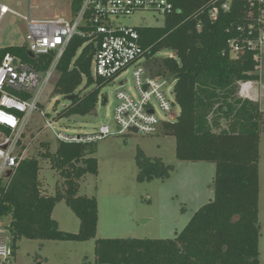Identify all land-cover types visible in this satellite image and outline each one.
I'll use <instances>...</instances> for the list:
<instances>
[{"label":"trees","instance_id":"1","mask_svg":"<svg viewBox=\"0 0 264 264\" xmlns=\"http://www.w3.org/2000/svg\"><path fill=\"white\" fill-rule=\"evenodd\" d=\"M83 0H72L77 13ZM222 0H178L180 10L168 15L164 26L136 27L141 43L149 48V71L175 80L180 114L164 122L159 132L176 139V156L187 162H211L216 173L214 197L202 205L174 238L98 237L99 205L96 196L81 195V179L97 175L98 160L89 156L90 143L59 141L55 152L46 151L60 172L55 194L43 190L39 157H25L6 183L0 180V219L10 216L12 252L28 239L95 240L96 264H260V141L264 111L259 101L240 95L243 82L259 83L260 49L232 54L230 41L257 38L259 5L234 0L221 9ZM217 9L213 14L212 10ZM254 25V29L250 26ZM252 31V32H251ZM86 39L72 38L58 63L59 76L52 94L74 96L59 117L85 116L96 109L100 87L108 83L92 76L94 49ZM169 49L172 56L157 54ZM7 53L37 69H47L54 53L35 57L23 45L0 47V64ZM98 87L79 91L83 77ZM1 96V94H0ZM0 131L9 130L0 126ZM140 182L167 179L173 170L162 158L137 155ZM64 200L80 219L77 232L64 231L53 217Z\"/></svg>","mask_w":264,"mask_h":264},{"label":"rangeland","instance_id":"2","mask_svg":"<svg viewBox=\"0 0 264 264\" xmlns=\"http://www.w3.org/2000/svg\"><path fill=\"white\" fill-rule=\"evenodd\" d=\"M71 2L72 0H0V5H6L19 13V15H0V47L27 44L28 22L24 17L29 13L35 20L66 15L69 11L72 12ZM165 20V16L152 11H137L130 16L116 19L118 23L131 27H160L164 26ZM260 51L261 79L252 95L257 99L260 97L264 110V42L260 46ZM173 54L171 50L164 49L157 55L166 57ZM122 79L126 82L123 89L134 93L132 67ZM120 81L121 78L101 86L96 109L85 116L73 115L60 118L58 113L72 101L64 95L54 94L44 104L46 117L40 110L32 114L29 129L23 136V143L24 147H27L26 157L35 156L40 159L39 178L44 191L51 195L55 194L57 183L63 182V177L59 171L52 168L50 160L41 157V154L47 150L55 152L59 142L52 128L48 127L46 118L54 122L56 130L78 135L92 132L102 124H111L118 104L116 92L120 88ZM86 85L87 77L84 76L78 89L82 94L98 87L96 82ZM106 98L108 102L105 101ZM157 110L161 117L165 116L159 109ZM177 111L180 114V105L177 106ZM89 148L92 151L89 156H94L98 160L99 172L97 175L88 173L81 179L80 194L106 199L136 196L140 213L155 218L147 223L142 222V219L146 217L139 218L136 232L123 230L124 225L121 219V222L116 223L121 230L111 236L102 237L174 238L186 226L195 211L214 197L211 185L216 173L215 164L179 160L176 156V139L173 136L159 131L151 135L142 133L110 135L90 143ZM140 150L152 159L162 158L167 165H172L170 177L138 181L137 155ZM259 170L264 201V122L261 130ZM3 182L6 183V180ZM114 215L118 217L119 213L114 212ZM166 216H172L175 224L166 232L164 231V234V232L161 233L160 224L162 218ZM53 217L62 230L69 232L79 230L80 219L64 200L55 207ZM10 220V216L0 219V241H6L9 245L12 244V236L8 229ZM262 222L260 264H264V203ZM97 236H100L99 233ZM17 246L15 264H96L94 239L80 242L23 237L18 241Z\"/></svg>","mask_w":264,"mask_h":264},{"label":"built area","instance_id":"3","mask_svg":"<svg viewBox=\"0 0 264 264\" xmlns=\"http://www.w3.org/2000/svg\"><path fill=\"white\" fill-rule=\"evenodd\" d=\"M233 1L222 0L221 9L229 11ZM249 1L261 9L257 21L258 36L243 42L231 40L234 55L244 49L258 50L264 42V0ZM177 3L178 0H83L78 12L72 10L70 16L44 20L32 19L30 13L25 16L29 52L35 57L54 53V58L47 69H37L11 53H7L0 64V126L9 130V133L0 131V180L7 182L26 157L23 136L29 129L30 118L36 110L47 116L43 107L59 76L58 63L76 35L86 39L82 47L91 44L94 49L91 70L96 80L109 83L121 78L116 92L118 104L113 123L102 124L98 129L80 135L58 131L54 122L46 118L58 141L92 143L110 135H151L157 133L164 122L174 120L179 115L175 80L155 76L149 71L147 55L150 49L142 45L136 26L122 25L116 19L137 11H152L167 17L180 10ZM216 11L215 8L212 13ZM0 12L1 16L19 15L6 5H0ZM254 27L250 26L251 29ZM131 67L134 93L123 89L126 82L122 77ZM247 86L248 82H243L241 90L245 91ZM157 109L165 116L161 117ZM11 245L0 241V264H15Z\"/></svg>","mask_w":264,"mask_h":264},{"label":"crops","instance_id":"4","mask_svg":"<svg viewBox=\"0 0 264 264\" xmlns=\"http://www.w3.org/2000/svg\"><path fill=\"white\" fill-rule=\"evenodd\" d=\"M71 5H72V2H71ZM70 12L71 11H69L66 15L64 14V16H70ZM257 84L259 83L249 81L248 86L246 87V90L245 91L241 90L240 95L243 97H248L250 99L259 101L261 109L263 110L260 97H258L257 99V97L252 95ZM96 197H97L98 205H99V222H98V233L100 235L99 237L111 236V234L121 230V227L116 226V223L121 222V219L124 225L123 230L125 231L133 230V232H136L135 229H137L136 227H138L137 225H139V222H138L139 218L146 217L144 218L145 219L144 223H147L148 221H153L155 219L153 216H147L144 213H140L138 206H137L136 196H133L130 198L123 196L120 198L114 197V198H108V199H106L105 197L104 199L100 196H96ZM262 197H263V192H262L261 181H260V199H259L260 213H259V216H260V223H261V231L263 229L262 210H263V203H264ZM114 212H118L119 216L115 217ZM174 224H175V220L172 218V216L163 217L161 220V224H160L161 233L164 231L166 232L170 227H173ZM175 228H177V226Z\"/></svg>","mask_w":264,"mask_h":264},{"label":"water","instance_id":"5","mask_svg":"<svg viewBox=\"0 0 264 264\" xmlns=\"http://www.w3.org/2000/svg\"><path fill=\"white\" fill-rule=\"evenodd\" d=\"M69 100H73L74 99V96H70L68 97ZM134 132H136L137 130L136 129H133ZM142 222H145V219H142Z\"/></svg>","mask_w":264,"mask_h":264}]
</instances>
